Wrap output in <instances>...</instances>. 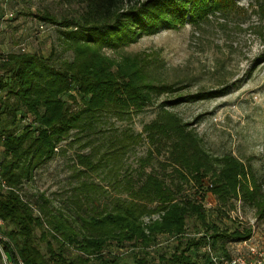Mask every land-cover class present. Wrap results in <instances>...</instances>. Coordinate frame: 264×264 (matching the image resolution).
Returning a JSON list of instances; mask_svg holds the SVG:
<instances>
[{
    "label": "trees",
    "instance_id": "16d2710c",
    "mask_svg": "<svg viewBox=\"0 0 264 264\" xmlns=\"http://www.w3.org/2000/svg\"><path fill=\"white\" fill-rule=\"evenodd\" d=\"M68 1L78 5L76 14L40 18L58 26L60 47L69 57L54 62L26 51L0 57V159L9 187L0 183V217L19 256L26 264H123L128 258L133 264H214L208 245L216 255H232L230 246L250 239L252 227L218 225L206 209L205 194L211 192L221 213L243 198L264 219L260 187L253 182L249 189L241 161L211 155L195 129L167 109L184 102L185 95L164 101L140 132L118 129L116 121L132 120L177 87L155 78L157 56L114 57L106 51H123L162 30L199 26L240 9L238 0ZM144 141L147 154L135 169L121 173L125 154ZM76 142L90 151L75 154L71 195L54 206L41 193L37 214L22 188L59 148L64 153ZM160 158L163 173L154 167ZM104 170L112 175L115 196L91 179V173ZM186 185L197 187L194 194H184ZM101 193L108 194L104 203L98 201ZM166 239L175 245L162 253Z\"/></svg>",
    "mask_w": 264,
    "mask_h": 264
},
{
    "label": "rangeland",
    "instance_id": "374dc122",
    "mask_svg": "<svg viewBox=\"0 0 264 264\" xmlns=\"http://www.w3.org/2000/svg\"><path fill=\"white\" fill-rule=\"evenodd\" d=\"M238 5L240 9L211 16L199 26L188 24L177 30H162L144 36L123 51L107 50L114 57L122 53L157 56L160 64L154 71L155 78L177 87L173 95H162L153 106L134 115L132 120L116 121L115 125L120 130L130 128L140 132L144 124L155 118L164 101L185 95L188 98L184 102L167 109L176 112L195 129L211 155H233L241 161L248 175L249 189H254L253 182H256L263 195L264 0H238ZM78 10V5L68 0H0V57L23 51L39 52L54 62L69 57V53L60 47L58 26L41 20L40 15L49 13L61 18L74 15ZM199 93L208 96L200 97ZM104 131L110 133L111 130L105 127ZM96 135L99 144L102 134ZM148 149L145 141L131 148L123 157L121 173L135 169ZM82 151L87 153L90 148L82 149L79 142L67 144L64 153L59 148L54 159L37 169L34 180L24 185L25 198L36 207L37 196L45 193L54 206L64 205L63 201L76 185V182H70V166L75 154ZM162 159L154 162L159 173L164 171L159 163ZM91 174L93 181L108 187L111 196L117 194L108 170ZM196 188L186 185L184 194H194ZM107 196L98 194L99 203H104ZM204 203L218 225L230 229L252 227L251 241L264 246V219L259 217L254 204L239 198L221 213L217 210L221 206L210 191L206 192ZM35 209L40 215L38 208ZM189 230L195 231L193 222L189 223ZM166 240L159 249L162 253H169L175 245ZM233 245L232 254L246 248L242 241ZM40 247L46 252L44 245ZM123 264H133L132 259L128 258Z\"/></svg>",
    "mask_w": 264,
    "mask_h": 264
},
{
    "label": "built area",
    "instance_id": "2783aa9c",
    "mask_svg": "<svg viewBox=\"0 0 264 264\" xmlns=\"http://www.w3.org/2000/svg\"><path fill=\"white\" fill-rule=\"evenodd\" d=\"M2 93L0 91V99ZM2 134L0 132V142ZM0 183L1 186L7 190L9 187L2 177V166L0 159ZM6 222L0 217V264H26L19 256L14 244L5 234ZM246 247L244 251H239L230 256L216 255L210 245H208V251L214 264H264V246L259 245L256 242H252L251 239L242 241ZM210 244V243H209ZM244 252V253H243Z\"/></svg>",
    "mask_w": 264,
    "mask_h": 264
},
{
    "label": "crops",
    "instance_id": "0c3cea01",
    "mask_svg": "<svg viewBox=\"0 0 264 264\" xmlns=\"http://www.w3.org/2000/svg\"><path fill=\"white\" fill-rule=\"evenodd\" d=\"M234 246V245H233ZM233 246H231V249L233 248ZM243 249V248H242Z\"/></svg>",
    "mask_w": 264,
    "mask_h": 264
}]
</instances>
